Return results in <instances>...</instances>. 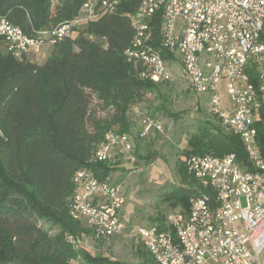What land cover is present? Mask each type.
I'll return each instance as SVG.
<instances>
[{
  "label": "trees",
  "instance_id": "1",
  "mask_svg": "<svg viewBox=\"0 0 264 264\" xmlns=\"http://www.w3.org/2000/svg\"><path fill=\"white\" fill-rule=\"evenodd\" d=\"M85 1L0 0V17L34 36L76 17ZM140 1L122 0L112 12L76 27L77 35L56 41L43 63L9 52L0 34V264H122L74 247L66 235L92 233L70 215L75 172L87 168L103 180L115 170L114 162L92 159L95 146L113 126L130 132L132 102L158 86L140 78L124 52L135 34L129 15ZM151 25L154 47L163 59H173L161 46L160 8ZM92 96L103 108H113L109 120L95 116ZM260 114L256 139L264 150V109ZM204 153H234L246 160L240 137L220 127H199L181 151ZM176 166L187 186H174L166 199L187 209L189 198L200 192L184 161ZM40 220L58 232L49 234Z\"/></svg>",
  "mask_w": 264,
  "mask_h": 264
},
{
  "label": "built area",
  "instance_id": "2",
  "mask_svg": "<svg viewBox=\"0 0 264 264\" xmlns=\"http://www.w3.org/2000/svg\"><path fill=\"white\" fill-rule=\"evenodd\" d=\"M121 1L86 0L76 17L34 36L0 17V34L5 48L21 56L72 36L76 27L112 12ZM159 8L161 46L178 58L190 88L207 95L211 111L240 137L246 160L234 153L188 155L186 167L200 193L189 198L184 212L169 211L161 224L136 233L155 264H264V150L256 139L264 109V0H141L129 15L135 34L124 52L139 77L155 83L169 79L173 61L153 45L151 21ZM223 79L228 104L219 93ZM132 150L131 136L112 130L92 159L115 162L127 154L134 160ZM73 182L72 218L95 238L122 233L120 186L87 168L77 170ZM86 237L66 235L76 248Z\"/></svg>",
  "mask_w": 264,
  "mask_h": 264
},
{
  "label": "rangeland",
  "instance_id": "3",
  "mask_svg": "<svg viewBox=\"0 0 264 264\" xmlns=\"http://www.w3.org/2000/svg\"><path fill=\"white\" fill-rule=\"evenodd\" d=\"M76 35L77 32L72 34L73 37ZM46 43L38 51L28 52L27 58L43 63L53 48L51 43ZM169 65V79L158 82L156 90L135 99L127 112L131 121L128 134L133 142L131 154L134 160H130L127 154L117 157L113 163L115 170L105 178L121 188V219L125 229L108 238L87 234L80 245L92 256L122 264H148L151 259L136 230L155 223L156 219L165 218L169 211L186 210L181 206L173 207L166 197L174 186H187L179 179L176 164L182 160L186 166L188 155H182L181 151L187 148L188 138L199 127H220L224 132L232 133L211 111L208 96L190 88L178 58L174 56ZM219 93L222 102L228 104L224 79L219 83ZM90 106L98 118L109 120L114 113L113 108H103L95 96H92ZM111 130H118V127L113 126ZM187 172L194 178L188 169ZM191 185L199 187L195 178ZM39 225L51 235L58 232V227L44 220H40Z\"/></svg>",
  "mask_w": 264,
  "mask_h": 264
},
{
  "label": "crops",
  "instance_id": "4",
  "mask_svg": "<svg viewBox=\"0 0 264 264\" xmlns=\"http://www.w3.org/2000/svg\"><path fill=\"white\" fill-rule=\"evenodd\" d=\"M44 44H47V43H44ZM44 44H43V45H44Z\"/></svg>",
  "mask_w": 264,
  "mask_h": 264
}]
</instances>
